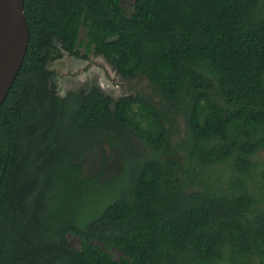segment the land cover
Segmentation results:
<instances>
[{"label": "trees", "instance_id": "trees-1", "mask_svg": "<svg viewBox=\"0 0 264 264\" xmlns=\"http://www.w3.org/2000/svg\"><path fill=\"white\" fill-rule=\"evenodd\" d=\"M24 3L29 47L0 106V264H264V0ZM65 52L145 77L165 105L99 85L61 96ZM102 135L130 157L90 218L106 184L84 157Z\"/></svg>", "mask_w": 264, "mask_h": 264}, {"label": "rangeland", "instance_id": "rangeland-1", "mask_svg": "<svg viewBox=\"0 0 264 264\" xmlns=\"http://www.w3.org/2000/svg\"><path fill=\"white\" fill-rule=\"evenodd\" d=\"M129 6L130 2H127L126 8H129ZM84 36L85 31L82 30L81 37L83 38ZM50 68L56 73L54 80L61 96H65L69 92L77 91L81 88L89 89L93 85H99L107 94L115 99L127 94H136L151 97L158 107H162L166 103L154 91L150 82L145 77L124 80L119 77L103 57L96 56L93 53H90L87 58H81L71 56L65 52L61 59L50 64ZM169 125L173 128L172 143L175 144L180 138L185 136L183 119L176 117L175 121L171 120ZM90 142V145L88 143L89 146L86 148L84 157L86 174L92 175L101 168H104L102 182L106 184V187L96 194L94 205L88 210V216L92 218L98 213L99 208L122 188V186H116V184H119L116 179L123 176L130 154L115 138L106 135L93 137L90 139ZM133 145L141 156L144 157L150 154V148L140 141L133 140ZM256 159L259 162H263L264 151H261ZM109 184L110 186H108ZM69 238L73 246H80L78 237L69 235ZM108 252L112 253L116 259H119L121 256V252L116 249H109ZM259 263V258L254 256L244 264Z\"/></svg>", "mask_w": 264, "mask_h": 264}, {"label": "water", "instance_id": "water-1", "mask_svg": "<svg viewBox=\"0 0 264 264\" xmlns=\"http://www.w3.org/2000/svg\"><path fill=\"white\" fill-rule=\"evenodd\" d=\"M24 0H0V106L15 81L29 47Z\"/></svg>", "mask_w": 264, "mask_h": 264}, {"label": "flooded vegetation", "instance_id": "flooded-vegetation-1", "mask_svg": "<svg viewBox=\"0 0 264 264\" xmlns=\"http://www.w3.org/2000/svg\"><path fill=\"white\" fill-rule=\"evenodd\" d=\"M55 62V61H54ZM53 63V62H52Z\"/></svg>", "mask_w": 264, "mask_h": 264}]
</instances>
